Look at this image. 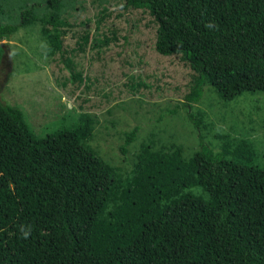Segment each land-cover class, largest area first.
Returning <instances> with one entry per match:
<instances>
[{
	"label": "trees",
	"instance_id": "trees-1",
	"mask_svg": "<svg viewBox=\"0 0 264 264\" xmlns=\"http://www.w3.org/2000/svg\"><path fill=\"white\" fill-rule=\"evenodd\" d=\"M123 1L149 16L157 53L190 68L191 102L205 86L224 102L264 93V0ZM45 9L25 7L19 24L0 25V42L38 21L57 31L65 0ZM104 26L99 19L94 51L116 41ZM258 157L249 139L192 158L144 145L139 159L151 169L106 182L61 136L36 137L21 110L0 103V264H264Z\"/></svg>",
	"mask_w": 264,
	"mask_h": 264
},
{
	"label": "rangeland",
	"instance_id": "rangeland-1",
	"mask_svg": "<svg viewBox=\"0 0 264 264\" xmlns=\"http://www.w3.org/2000/svg\"><path fill=\"white\" fill-rule=\"evenodd\" d=\"M65 2L57 31L38 21L0 42V103L21 110L36 137L61 136L106 182L151 169L139 159L144 145L192 158L203 148L227 152L249 139L264 167V93L224 102L205 86L199 102H191L192 71L178 57L157 53L156 28L144 11L123 0ZM46 3L0 0V25L19 24L25 7L42 16ZM102 18L116 41L97 52L91 45Z\"/></svg>",
	"mask_w": 264,
	"mask_h": 264
}]
</instances>
